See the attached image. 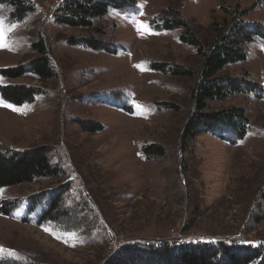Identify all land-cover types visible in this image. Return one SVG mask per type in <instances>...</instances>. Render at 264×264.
Instances as JSON below:
<instances>
[{
  "label": "rangeland",
  "instance_id": "rangeland-1",
  "mask_svg": "<svg viewBox=\"0 0 264 264\" xmlns=\"http://www.w3.org/2000/svg\"><path fill=\"white\" fill-rule=\"evenodd\" d=\"M31 1L22 20L0 3V69H24L0 75V85L34 92L20 106L0 96V149L44 147L54 175L0 188V264H111L133 245L175 242L264 248V28L245 43L244 60L216 75L246 84L204 109L242 110L244 136L224 129L183 140L203 56L181 41L183 27L158 25L185 22L207 50L234 11L264 24V0H133L90 27L58 22L63 0ZM39 41L51 59L46 79L30 70ZM54 197L57 209L39 221Z\"/></svg>",
  "mask_w": 264,
  "mask_h": 264
},
{
  "label": "trees",
  "instance_id": "trees-1",
  "mask_svg": "<svg viewBox=\"0 0 264 264\" xmlns=\"http://www.w3.org/2000/svg\"><path fill=\"white\" fill-rule=\"evenodd\" d=\"M12 6V16L22 20L24 16L33 10L31 0H0ZM110 6L120 8L133 6V0H63L57 11V21L69 26L80 25L90 27L92 20L106 13ZM117 9V8H116ZM163 29L183 27L181 41L195 46L202 54V64L198 72V79L192 89L191 97L194 105V114L186 123L182 135L183 140L192 137L200 131H212L221 133L224 129L231 130L240 138L246 130V119L244 112L237 108H227L219 111H207L208 100L223 99L228 93L241 90L245 82H236L233 79L216 76L226 65L245 59V43L253 40L254 36L264 28V24L253 21L242 20L240 14L234 11L233 16L226 22L218 23L216 37L209 49H201V41L188 28L187 24L178 19H162L158 24ZM36 58L31 62L30 70L40 79L52 76L51 59L47 46L41 41L34 44ZM172 66V65H171ZM154 68L165 70L163 65L154 64ZM172 73L177 76H193V72L180 65L172 66ZM24 69L5 68L0 69V75L4 77H17ZM264 86V85H263ZM244 87V86H243ZM248 90H251L249 88ZM255 91L262 92L263 87L255 86ZM0 96L6 103L20 106L31 101L34 92L26 86L16 84L0 85ZM128 109V107H125ZM84 125L90 131H97L100 124ZM146 152H156L159 148L148 146ZM54 175V168L50 164L44 147H36L29 150H1L0 149V188L10 187L22 182H30L38 177ZM27 206L26 213L33 212V207L38 201L45 200L44 197L37 198ZM33 201V200H32ZM15 204V206H14ZM16 202L8 204L1 212L9 215L16 209ZM1 207V206H0ZM57 209L55 197L47 202L45 208H40L39 221L48 220L52 212ZM34 215V214H32ZM115 263L111 264H133L137 263L138 257H145L144 264H152L153 259L161 261L162 264H264L263 246L244 245L228 246L217 243H206L201 245L161 243L156 245L131 246L121 252ZM107 262L106 264H108Z\"/></svg>",
  "mask_w": 264,
  "mask_h": 264
}]
</instances>
